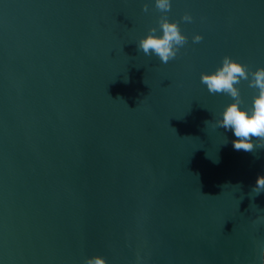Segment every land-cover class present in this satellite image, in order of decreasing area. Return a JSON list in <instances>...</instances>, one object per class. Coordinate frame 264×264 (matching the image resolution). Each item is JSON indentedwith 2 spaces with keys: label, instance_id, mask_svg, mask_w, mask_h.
I'll return each instance as SVG.
<instances>
[{
  "label": "water",
  "instance_id": "water-1",
  "mask_svg": "<svg viewBox=\"0 0 264 264\" xmlns=\"http://www.w3.org/2000/svg\"><path fill=\"white\" fill-rule=\"evenodd\" d=\"M162 16L167 64L137 50ZM225 56L264 68V0H0V264H264V149L201 83Z\"/></svg>",
  "mask_w": 264,
  "mask_h": 264
},
{
  "label": "clouds",
  "instance_id": "clouds-1",
  "mask_svg": "<svg viewBox=\"0 0 264 264\" xmlns=\"http://www.w3.org/2000/svg\"><path fill=\"white\" fill-rule=\"evenodd\" d=\"M155 7L160 12L167 13L171 10V0H155ZM143 10L148 11L147 4ZM182 20L191 22L192 17L184 15ZM159 28L162 35H157L156 28L149 29L148 35L139 41L137 50H142L146 56L155 55L162 63L167 64L177 57L180 48L187 43V38L182 35L179 23L169 22L167 16L161 17ZM202 39L196 35L193 43H199ZM242 81H248V87L256 92L251 107L247 109L241 108L243 100L237 87ZM201 83L206 85L210 94H226L234 101L224 109L222 119L217 120L215 124V127L233 133L236 138L232 141L234 150L254 153L257 149H264V68L250 71L246 65L225 56L222 66L215 72L201 74ZM252 192L256 195L264 192V175L256 178ZM84 264H106V261L95 256L86 259Z\"/></svg>",
  "mask_w": 264,
  "mask_h": 264
}]
</instances>
